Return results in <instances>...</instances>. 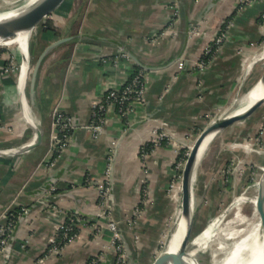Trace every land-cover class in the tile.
<instances>
[{
    "label": "crops",
    "instance_id": "crops-1",
    "mask_svg": "<svg viewBox=\"0 0 264 264\" xmlns=\"http://www.w3.org/2000/svg\"><path fill=\"white\" fill-rule=\"evenodd\" d=\"M74 1L73 18L62 23L58 36L70 38L44 59L37 106L31 105L43 139L22 153L0 154V216L8 208L17 215L0 264H89L99 255L96 264H116L111 221L130 248L138 246L136 237L157 236L176 202L168 191L180 156L176 144L184 151L209 117L236 102L264 37V0ZM228 17L230 24L223 25ZM221 30L226 35L218 45ZM202 57L205 68L198 66ZM139 69L145 76L142 98L125 112L109 104L95 135L97 103ZM17 70H0V149L22 147L36 136ZM57 108L74 123L63 148L54 139ZM155 129L167 136L147 149ZM108 185L113 194L106 198ZM73 215L81 216L76 237L49 254L58 225Z\"/></svg>",
    "mask_w": 264,
    "mask_h": 264
},
{
    "label": "rangeland",
    "instance_id": "rangeland-1",
    "mask_svg": "<svg viewBox=\"0 0 264 264\" xmlns=\"http://www.w3.org/2000/svg\"><path fill=\"white\" fill-rule=\"evenodd\" d=\"M73 1L74 0H64L58 8L49 12L47 14V18L42 22L43 24H41V26L36 29V34L31 35L30 50L32 54V63L36 61L41 50L43 51L45 47H47L51 42L55 41L59 34H61L62 23H64V21L65 23H69L73 18V14H71V11H73ZM243 1L245 3L248 0ZM55 13H58L57 15L62 13L64 15L62 17L63 21H58L55 18ZM229 19V17L224 19L223 25H226L227 23L229 24L231 21ZM48 22L50 23L49 25ZM262 22L264 23V16L262 18ZM222 32H224V30H221V33ZM219 35L220 33L217 34V36ZM7 39L4 38L2 41H0V70L4 74L19 68L16 52V49H18L19 46L14 42H4ZM252 45H255V43ZM263 46L264 37L263 41L258 45V53L263 50ZM3 62H6V65ZM249 65L250 68L253 66L251 74L249 79L246 81L241 93L237 96L238 98L236 102H234L232 105H229L228 108L221 111V113L218 115L209 117L207 124L202 127V129H199L198 132L201 133L214 118L223 112L228 110L231 111L238 106L241 98L254 84V80H256L262 74L264 69V60L260 59L252 65L249 62ZM258 108L260 109L257 110ZM258 108H256L254 112H252V114L249 115L245 120H239L220 131L212 140L208 151L198 166L197 180L195 183V207L197 210L196 225L194 229L195 239L206 229H208V227L211 226L212 223H214V221H216V219L227 210L228 206L242 194L248 196V200L244 203L245 211L250 214L253 212L254 206L251 202V199L257 196V186L264 179V102ZM153 139L154 136L150 138L148 144H152ZM162 142L153 144V147L159 146ZM193 143L194 141L187 145L184 151L182 150V145L179 143L176 144L179 145L177 151L178 155L180 154V156L176 162L175 173L168 189L169 193L172 192V199L176 202L172 211L170 212V215L172 216L167 223V227L161 230L157 236H151V234L145 233L144 238L136 237L135 242H138V246H134V248H130L127 245L121 231L120 238L114 239L113 237L111 243L115 247L116 251V264H141L142 262H152L154 258H156L157 255L165 249L169 236L175 227L174 215L176 209L182 204L183 188H181L179 185H181L183 169ZM148 144H146L147 147H145L147 149L149 147ZM145 148H143L142 151L144 156L147 155L145 153ZM108 188L107 192L110 194L108 193L106 196L112 197L111 194H113V190L110 187V191H108ZM147 191L148 190L143 192L144 197L142 198V201L147 199ZM135 211L138 214L141 211V207H136ZM230 212H227V215H230ZM255 219L252 218V222ZM136 220H131L130 225L133 228L138 225ZM115 223L117 224L116 221ZM160 229L161 228L158 230ZM136 233L139 234L138 232ZM212 241L213 238L207 245L212 243ZM217 241H214L213 245L210 244L211 249L206 247L203 248L201 246H194V248H198V252L204 258V262L207 264H212L211 252L213 247L217 244ZM51 245L52 243L48 247L47 252L49 254H54L55 252L53 251L49 252V248H53ZM62 250L63 249H61V251ZM98 257L100 258L101 256L99 255L97 258H95L99 259Z\"/></svg>",
    "mask_w": 264,
    "mask_h": 264
},
{
    "label": "bare ground",
    "instance_id": "bare-ground-1",
    "mask_svg": "<svg viewBox=\"0 0 264 264\" xmlns=\"http://www.w3.org/2000/svg\"><path fill=\"white\" fill-rule=\"evenodd\" d=\"M35 1L36 0H1L0 15L18 11L29 6ZM42 22L43 21L38 22L36 26L30 30H19L17 35L4 41L17 43L19 46V48L16 49L17 59L19 62V68L17 67V87L20 93H22L21 97L25 107L26 115L28 116V119L34 124V126L38 125L37 122L32 118V106L28 97L29 95H25L27 93L23 94V89L25 86V77L28 69H30L29 72L31 73L38 59L37 58L36 61L32 63L30 38L31 35L36 34V29L41 26ZM3 39L4 38H0V41ZM256 53H254L256 56H254L251 65L260 59L264 60V46L261 52L257 54ZM253 83L254 84L251 86V88L241 98L238 106L235 107V111L239 112L246 109L252 102L258 100L264 95V80L262 78V74L256 80H254ZM246 118L242 120H245ZM35 132L36 136L34 140L37 137V130H35ZM214 137V135H211L203 143L198 154L196 171L200 162L208 151ZM196 180L197 176L194 177V185ZM179 186L183 188V181ZM257 187V196L251 199V202L254 206L253 212L251 214L246 212L244 208V203L248 200V196L242 194L228 206L227 210L221 216H219V218H217L216 221H214V223L208 227V229H206L195 239L197 246L210 249L214 241H217L218 239L217 244L213 247L211 252L212 264H264V214L259 207V205L262 203L264 205V180L260 182ZM194 190L196 196L195 186ZM195 201L196 199L194 197V203ZM227 212H230V215H227ZM174 216L175 227L169 236L164 250L176 251L187 228L188 221L184 215L182 204L177 207ZM252 218L256 219L252 222ZM192 238H194V233L191 239ZM212 238L213 241L210 243L211 245H207L212 240Z\"/></svg>",
    "mask_w": 264,
    "mask_h": 264
},
{
    "label": "water",
    "instance_id": "water-1",
    "mask_svg": "<svg viewBox=\"0 0 264 264\" xmlns=\"http://www.w3.org/2000/svg\"><path fill=\"white\" fill-rule=\"evenodd\" d=\"M64 0H36L29 6L18 11L0 15V38H9L17 35L19 30H30L36 26L40 21L47 18V14L52 10L58 8ZM70 37H60L51 42L39 55L32 72H28L25 77V86L23 94L27 93L26 88L29 84V99L33 106H37L36 88L40 68L46 56L57 45L69 40ZM264 80V69L262 72ZM22 94V93H21ZM27 95V94H25ZM264 102V95L258 100L252 102L246 109L242 111H225L216 118H214L204 130L197 136L195 142L191 146L188 158L185 162L183 169V189H182V205L183 212L187 218V228L181 238L180 245L176 251L163 250L157 255L152 262L144 264H207L204 258L198 252V247L195 243V238H192L195 229L197 210L194 203L195 190H194V177L197 176L196 163L198 160L199 151L208 137L211 135L216 136L220 131L242 120L252 114ZM34 126V124H33ZM37 130V137L34 141L23 145L22 147L0 149V154L22 153L39 145L43 139V130L40 126H34ZM264 180V179H263ZM263 203L259 205L260 210L264 214ZM195 244V245H194Z\"/></svg>",
    "mask_w": 264,
    "mask_h": 264
},
{
    "label": "built area",
    "instance_id": "built-area-1",
    "mask_svg": "<svg viewBox=\"0 0 264 264\" xmlns=\"http://www.w3.org/2000/svg\"><path fill=\"white\" fill-rule=\"evenodd\" d=\"M230 24V23H229ZM225 37V31L220 33L219 36L216 37V42L218 45H220ZM211 48H208V51H210ZM207 57H202L198 61V66L200 68H205L208 64V61L206 59ZM144 70L139 69L137 73L131 78V80L126 83L124 87L121 89H111L108 94L105 96V99L98 102L95 108V111L93 113V122H92V128L94 129L95 135L99 134L102 130V124L105 119V111L107 109V106L110 105H116L121 112L127 111V105L129 102L135 99H141L145 92V80H144ZM73 118L69 115L64 113L60 109H55L54 111V128L56 131L55 141L58 143L60 148H63L70 137V132L73 128ZM154 139L153 144H157L162 142V140L165 139L167 136L166 132H161L157 129L154 130ZM149 145V144H148ZM145 150V149H144ZM112 160V158H111ZM112 163V161H111ZM112 167V165H111ZM109 187V188H108ZM108 191H110V187L108 186ZM109 192H107V189L104 192V195L106 198L109 196H106ZM110 194V193H109ZM28 210H24L23 214L27 213ZM16 212L12 208L6 209L0 216V219L4 218V222L0 223V254L5 252L8 247L9 237L11 235V231L16 223ZM81 220V216L79 215H73L70 217V219L66 222L60 223L58 225V231L52 241V247L49 248V252H60L65 245L73 241L76 237V224L78 221ZM110 227L114 231V239L120 238L121 236V229L118 227V225L115 223V221L110 222ZM97 258V257H96ZM93 257L89 264H95L98 259Z\"/></svg>",
    "mask_w": 264,
    "mask_h": 264
},
{
    "label": "trees",
    "instance_id": "trees-1",
    "mask_svg": "<svg viewBox=\"0 0 264 264\" xmlns=\"http://www.w3.org/2000/svg\"><path fill=\"white\" fill-rule=\"evenodd\" d=\"M43 24V23H42ZM50 23L48 22V25H49Z\"/></svg>",
    "mask_w": 264,
    "mask_h": 264
}]
</instances>
